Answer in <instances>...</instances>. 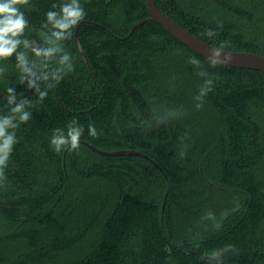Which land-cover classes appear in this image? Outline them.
Here are the masks:
<instances>
[{"label": "trees", "instance_id": "obj_1", "mask_svg": "<svg viewBox=\"0 0 264 264\" xmlns=\"http://www.w3.org/2000/svg\"><path fill=\"white\" fill-rule=\"evenodd\" d=\"M66 2L21 6L29 21L24 37L42 46L46 13ZM80 4L86 16L79 36L95 76L78 52L76 26L63 42L74 70L53 87L41 81L48 92L42 102L20 82L14 56L0 61V92L13 87L18 101L32 102L31 118L14 130L7 188H0V264H207L205 253L229 244L237 253H226L224 264H264V74L212 67L152 20L129 35L150 16L146 0ZM157 6L213 45L264 55V0ZM191 57L216 77L199 110L194 97L204 78ZM1 93L4 116L10 106ZM161 107L184 115L149 127ZM73 120L84 130L79 149L56 152L51 137L56 129L67 134ZM90 123L97 137L89 135ZM182 136L188 148L181 159ZM81 141L140 150L161 169L139 156L100 155ZM225 211L219 229L202 219Z\"/></svg>", "mask_w": 264, "mask_h": 264}, {"label": "clouds", "instance_id": "obj_2", "mask_svg": "<svg viewBox=\"0 0 264 264\" xmlns=\"http://www.w3.org/2000/svg\"><path fill=\"white\" fill-rule=\"evenodd\" d=\"M27 5H29V0H0V61H7L14 56L16 68L20 73V82L26 83L29 89H35L39 101L42 102L48 92L47 89L41 90L40 82H47L49 88L53 87L63 80L67 73L74 70L72 57L64 49L63 42L72 38L73 29L85 18L86 12L80 4V0H67L66 3L59 6V11H48L46 22L38 33L42 40V46H36L33 41L24 37L29 21L21 11V6ZM52 7L55 9L57 5L53 4ZM207 35L213 37L216 32L209 29ZM226 43L224 42L211 50L208 57L210 66L215 67L222 62L223 48ZM29 52L32 53L31 58ZM189 62L201 69L197 75L204 78L203 83L199 86L198 94L194 97V100L197 101L195 107L199 110L204 105L205 97L213 91L216 77L205 71L201 62L195 57H191ZM3 72L4 69L0 68V75H3ZM7 93L10 113L0 116V188L5 189L7 188L5 168L8 166L13 147L18 142L14 130L20 124L29 121L31 112L28 109L32 106V102L27 98H20L18 101L15 88L9 87ZM183 115L182 109L154 108L147 123L149 127L153 125L159 127L179 119ZM76 123L73 120L68 125L67 134H64L61 129L55 130L51 137V145L56 152L65 149L69 151L79 149L84 130L82 126L73 127ZM88 133L91 137L98 136L94 124L88 125ZM186 138V136L180 138L178 156L181 159L185 157L188 148V145L184 143ZM236 210L233 208L231 211ZM228 215V211L222 212L220 218L217 219L212 212H208L202 219L211 221L212 226L219 229L222 221ZM229 252L237 253V249L233 245H225L205 253L202 258L207 261V264H224V256Z\"/></svg>", "mask_w": 264, "mask_h": 264}, {"label": "water", "instance_id": "obj_3", "mask_svg": "<svg viewBox=\"0 0 264 264\" xmlns=\"http://www.w3.org/2000/svg\"><path fill=\"white\" fill-rule=\"evenodd\" d=\"M147 10L149 12V18L139 21L138 23L134 24L129 35H131L136 29L140 26L148 23L150 20L158 23L161 25L170 35L176 38L179 42L184 44L185 46L189 47L193 52L202 56L204 59L208 60L209 54L212 49L217 48L218 46L213 45L198 36L194 35L192 32L185 29L183 26L175 22L169 16L164 14L157 6V0H146ZM88 23H93V21H87ZM81 24H78L75 29V42L78 48L79 54L82 56L88 70L94 75L87 60L85 51L83 49L81 39L79 36V27ZM223 57L222 62L219 65L231 67V68H238V69H248V70H255L262 72L264 74V55L259 53L249 52V51H236V50H229L223 48ZM95 76V75H94ZM1 93V92H0ZM7 99V96L1 93ZM82 143L86 144L92 151L104 155V156H139L149 160L150 162L154 163L158 168L159 165L156 164L149 155L146 153L137 150V149H119V150H103L93 146L92 144L81 141ZM161 169V168H160ZM167 194L164 198V204L166 201ZM163 204V209H164Z\"/></svg>", "mask_w": 264, "mask_h": 264}, {"label": "rangeland", "instance_id": "obj_4", "mask_svg": "<svg viewBox=\"0 0 264 264\" xmlns=\"http://www.w3.org/2000/svg\"><path fill=\"white\" fill-rule=\"evenodd\" d=\"M162 204H164V200H163V203ZM165 205H166V201H165V204H164V208H165ZM163 206V205H162Z\"/></svg>", "mask_w": 264, "mask_h": 264}, {"label": "flooded vegetation", "instance_id": "obj_5", "mask_svg": "<svg viewBox=\"0 0 264 264\" xmlns=\"http://www.w3.org/2000/svg\"><path fill=\"white\" fill-rule=\"evenodd\" d=\"M79 24H81V23H79ZM132 29V28H131Z\"/></svg>", "mask_w": 264, "mask_h": 264}]
</instances>
